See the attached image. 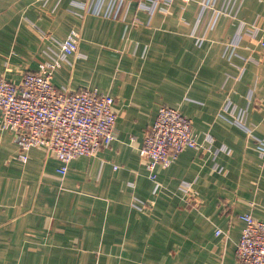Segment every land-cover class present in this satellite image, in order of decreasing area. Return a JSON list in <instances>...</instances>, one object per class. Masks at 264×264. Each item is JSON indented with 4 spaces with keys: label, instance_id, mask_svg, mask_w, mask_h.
<instances>
[{
    "label": "crops",
    "instance_id": "0c3cea01",
    "mask_svg": "<svg viewBox=\"0 0 264 264\" xmlns=\"http://www.w3.org/2000/svg\"><path fill=\"white\" fill-rule=\"evenodd\" d=\"M79 1L0 0V74L10 65L7 79L20 82L77 30L78 55L53 83L111 95L120 136L62 177L43 148L24 162L15 134L0 132V264H238L240 216L264 222V157L230 120L246 110V125L264 138V35L252 31L264 27V0H235L201 46L192 33L202 0L152 14L121 0L125 20L84 13ZM161 106L189 117L204 148L158 165L151 179L139 150ZM222 146L230 153L215 154ZM185 182L199 210L186 205Z\"/></svg>",
    "mask_w": 264,
    "mask_h": 264
},
{
    "label": "built area",
    "instance_id": "2783aa9c",
    "mask_svg": "<svg viewBox=\"0 0 264 264\" xmlns=\"http://www.w3.org/2000/svg\"><path fill=\"white\" fill-rule=\"evenodd\" d=\"M215 1L199 2L192 33L199 46L207 41L209 32L216 27L219 18L231 16L232 8L236 5L235 0H226L221 7H217ZM171 3L173 0H139L140 9L150 14L157 6L165 4L167 7ZM74 6L93 16L126 19L125 14L121 13V0H82L74 3ZM163 10L166 11V8ZM133 24L142 25L143 22L135 18ZM252 27L253 33L261 31L264 35V27H259L257 23ZM79 42L80 33L77 30L70 31L60 46V52L49 54V59L39 64L37 72L23 73L18 83L6 77L8 73L15 72L10 65L0 74V132L15 134L21 150L18 157L24 162L28 160L27 153L31 148H43L47 155L60 162L58 173L62 177L68 173L71 161L96 155L120 136L116 127L115 99L111 95L97 90H76L70 86L57 88L53 83L54 75L63 61L78 55ZM259 44L264 48V39ZM230 45L232 51L229 58L235 53L238 36ZM246 116V110H240L230 121L253 137L260 156L264 157V138L254 135L246 125ZM206 140L212 145V139L208 137ZM202 148L193 130L192 120L178 109L161 106L156 119L145 131L139 154L150 178L155 179L158 165L168 168L185 150ZM220 151L230 153V149L222 146L215 150V154ZM214 170L222 171L217 165ZM181 190L186 205L199 210L203 201L193 190V183H183ZM240 219L245 226L236 247L238 264H264V222L249 214L241 215ZM220 233L218 230L217 234Z\"/></svg>",
    "mask_w": 264,
    "mask_h": 264
}]
</instances>
